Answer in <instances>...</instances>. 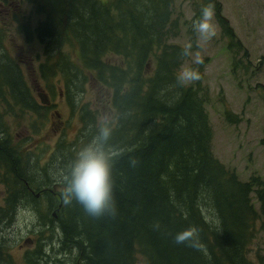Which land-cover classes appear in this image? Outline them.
<instances>
[{"label": "trees", "instance_id": "16d2710c", "mask_svg": "<svg viewBox=\"0 0 264 264\" xmlns=\"http://www.w3.org/2000/svg\"><path fill=\"white\" fill-rule=\"evenodd\" d=\"M32 1L34 13L45 18L35 22L38 15L27 13L22 21L15 12L14 22L19 37L28 42L39 39L44 45L46 58L37 57L40 64L34 74L51 82L61 74L70 89L72 84L83 86L88 74L96 76L111 88L118 116L111 141L113 145L118 138L113 146L120 153L112 169L117 214L94 218L75 200L67 203L62 190L55 197L47 194L50 208L42 210L41 224L60 234L59 244L73 252L70 264H136L138 254L142 264H264V253L258 251L254 262L247 255L249 243L264 236V180L258 175L239 180L235 169L212 156L199 81L189 86L176 81L186 57L181 56L183 46L168 37L177 27L171 19L174 2ZM209 3L215 6L214 17L227 47L236 50L239 37L221 13L220 3L206 0L202 6ZM4 39L8 35L0 25V175L4 170L5 182L0 184L8 192L6 205L0 206V222L19 203L13 201L24 189L19 177H25L22 169H27L18 152L26 155L29 149H23L24 141L12 139V121L22 122L35 113L28 146L49 121V108L37 101L21 67L27 61L7 53L12 47ZM65 46L73 48L75 59L64 53ZM146 61L153 63L149 72ZM231 115L230 110L224 113L226 120ZM260 140L264 143V136ZM129 157L138 159L135 167ZM12 173L17 174L15 179ZM9 177L16 181L13 190ZM188 227L199 230V249L174 243L175 234ZM40 252L38 246L28 253L26 264H38L34 257Z\"/></svg>", "mask_w": 264, "mask_h": 264}, {"label": "rangeland", "instance_id": "374dc122", "mask_svg": "<svg viewBox=\"0 0 264 264\" xmlns=\"http://www.w3.org/2000/svg\"><path fill=\"white\" fill-rule=\"evenodd\" d=\"M172 1L174 3L171 19L176 22L177 27L171 31L175 34L168 36L169 41L172 44H180L183 48L190 43L193 45V56L183 58L177 71H180L182 67H191L201 74L197 91L202 90L200 96L203 98V108L207 111L210 123L212 138L209 140V145L212 156L224 163L227 168L235 169L239 180L244 181L256 175L264 180V143L260 140L264 136L262 130L264 124V0H217L220 3L221 13L228 19L235 35L239 37L240 44L237 45L236 50L227 47V37L222 35L215 17L212 23L216 35L210 41L203 43L201 47L196 46L193 22L201 17L202 3L206 0ZM15 12L22 21L25 20L27 13L31 16L38 15L34 19L35 22L43 20L45 16L43 13H34L32 0H11L4 6H0V25L8 35V39L4 41L12 47L7 53L27 61L21 67L25 72L28 85H31L35 92L37 101H41L37 95L38 88L41 91L45 88L51 94L54 104L48 111L46 120L49 121L44 125L45 130L41 134L32 136L35 138L32 140L34 145L31 146L34 153L32 158H41L40 163L46 166L48 163L51 164V157L56 155L58 161L65 164V168L63 167L64 171H62L59 167L57 171L52 172L50 179L44 172L36 170L37 178L31 186L35 191L44 186L49 189L43 192L40 199H36L31 194L30 198L35 202L18 203L7 216L2 217L0 244L4 252L0 254V264H26V255L32 253L38 246L41 252L34 257L38 264H70L73 252L70 253L69 248L63 249L61 243L59 244L60 234L48 232V226L39 223L41 217L45 215L42 210L50 208L47 192L53 193L52 197H55L56 192L63 189L59 177L66 173L72 162V160L66 162L63 158L75 156L79 149L91 139L95 132L94 124L97 117L105 112L110 113L115 125L118 116L111 101V88L99 82L96 76L88 74V80L83 86L72 84L70 89L61 74H58L54 82L44 80L40 74H34L33 68L40 64L38 59L46 58L42 48L44 45L38 38V41L28 42L26 38L18 36L19 27L14 22ZM8 41H13L14 45ZM25 43L28 46H25ZM32 48L35 51H31ZM197 52L204 60L201 66H196L197 64L193 62ZM64 53L76 58L71 46H65ZM146 63L150 66L147 68L149 72L153 63L148 61ZM35 84L38 85L37 90L34 87ZM189 85L191 83L187 86ZM69 97L73 98L72 102ZM88 109L95 113V122L82 130L81 118L88 114L86 113ZM229 110L234 115L226 120L224 113ZM55 111L59 112V117ZM34 120H36L35 113L30 112L22 122L12 121L14 125L11 130L12 139L24 141L23 149H30L28 132L32 129ZM123 134L126 132L124 131ZM117 140L118 138H115L113 141ZM43 149L45 150L41 151ZM30 152L29 150L23 157L24 161L21 160L22 168H28ZM34 164H37L36 161ZM35 168L40 167L33 166L32 170ZM26 172L22 173L26 174ZM7 195V189L3 191V186L0 184V206L6 205ZM251 201L256 202L254 193H252ZM205 211L206 207L203 212ZM49 212L52 214V211ZM255 228L258 229V225ZM26 239H31L32 242L25 243ZM249 247L252 252L250 251L247 255L254 262L257 260L258 251L264 253L263 234L261 233L250 242ZM136 257L138 259L136 264H142V256L138 254Z\"/></svg>", "mask_w": 264, "mask_h": 264}, {"label": "clouds", "instance_id": "9594fccd", "mask_svg": "<svg viewBox=\"0 0 264 264\" xmlns=\"http://www.w3.org/2000/svg\"><path fill=\"white\" fill-rule=\"evenodd\" d=\"M214 14V4H206L201 8V17L193 22L197 47H201L203 43L210 41L216 35L212 23ZM192 49L191 43L186 45L181 51V56L192 57ZM193 62L197 65L204 63L199 52L195 54ZM200 79L201 74L191 67H182L176 74L179 86H187ZM94 129L95 132L91 139L79 149L66 173L62 174V194L67 203L75 200L91 217L101 218L105 215L114 217L117 214V207L112 169L120 153L111 143L114 134L111 114L105 112L98 116ZM138 162L137 158L129 157L131 166L135 167ZM156 227L159 228V224ZM173 240L177 245H185L194 249L200 247L199 230L194 227L177 232Z\"/></svg>", "mask_w": 264, "mask_h": 264}, {"label": "flooded vegetation", "instance_id": "af4514ba", "mask_svg": "<svg viewBox=\"0 0 264 264\" xmlns=\"http://www.w3.org/2000/svg\"><path fill=\"white\" fill-rule=\"evenodd\" d=\"M8 1L11 2V0H0V6H4L6 3H8ZM43 39H46V38H43ZM35 86H36L35 88L37 90V88H38L37 86L38 85L35 84ZM42 89L48 95V98H49V103L48 104L43 103V102H42V104L44 106H47L49 108V110H51L53 108V106H54V104L52 102V99H51V94L49 92H47L45 90V88H42ZM87 112H88V114L87 115H84L81 118V121L83 122V128H82V130L87 129L92 123L95 122V117H96L95 113L92 112V111H89V109L86 111V113ZM55 113L57 115L59 114L58 111H55ZM58 117H59V115H58ZM58 128H59V125H58ZM37 138H39V137H37ZM33 139H35V138L34 137H31V139H30L31 142H29V145H30V147H29L30 149L29 150L30 151L33 150V148L31 147L32 145H34V143L32 142ZM41 147H44V146H41ZM44 150L45 149H43L41 151H44ZM18 154H19V158H22L20 160L24 161L25 158L23 160V157L25 155L23 154V152H18ZM29 155H30L29 156V160H28L29 166H27L28 167L27 168V172L24 169H22V172H24V171L26 172V174L24 175L25 177H19V179L21 181L20 185L23 186L24 189L20 191V195L13 202H17V203L18 202L19 203H22V202H24V203L32 202L33 200H32V198H30V195L31 194H33V196H35L36 199H40V197L43 196V192H45L46 190L49 189V188H46L44 186L42 189H39L38 191H35L34 188L31 186V183L33 184V182L37 178L36 175H35V173L37 171L44 172L49 179L51 178V175L50 174L52 172H54V171H57L59 167L62 168L61 169L62 171H64L63 170V164L58 161L59 159L57 158L56 155H54V156L51 157V159H50L51 160V164L48 163V164H46V166H44L43 164L40 163L41 162V158H32L34 156V154H30L29 153ZM35 161H36L37 164H34L33 165V163H35ZM13 163H15V162H13ZM13 163H12V167H15V165ZM33 166H37V167H40V168L37 169V171H33L32 170V167ZM49 167H52V168L49 169ZM13 171H14V169H13ZM16 175H17L16 173H12V178L15 179L17 177ZM12 178L9 177V182H10L9 183V190L15 189V186H16V181H14ZM59 180H61V177H59ZM1 181L3 183H5L4 182V174L1 175ZM60 183L62 184V182H60ZM57 192H60V191H57ZM47 194H52V193L47 192ZM39 223L41 224V222H39Z\"/></svg>", "mask_w": 264, "mask_h": 264}, {"label": "water", "instance_id": "95a60500", "mask_svg": "<svg viewBox=\"0 0 264 264\" xmlns=\"http://www.w3.org/2000/svg\"><path fill=\"white\" fill-rule=\"evenodd\" d=\"M38 91H39L38 96H39V99H41V102L48 104L49 103L48 95L44 91H41L40 88H38ZM61 205L62 203L60 204V206Z\"/></svg>", "mask_w": 264, "mask_h": 264}, {"label": "bare ground", "instance_id": "6f19581e", "mask_svg": "<svg viewBox=\"0 0 264 264\" xmlns=\"http://www.w3.org/2000/svg\"><path fill=\"white\" fill-rule=\"evenodd\" d=\"M113 145H114V141H113ZM54 217H55V215H54Z\"/></svg>", "mask_w": 264, "mask_h": 264}]
</instances>
